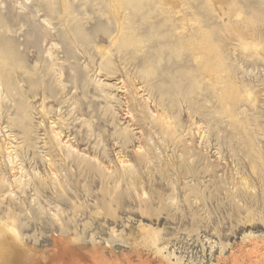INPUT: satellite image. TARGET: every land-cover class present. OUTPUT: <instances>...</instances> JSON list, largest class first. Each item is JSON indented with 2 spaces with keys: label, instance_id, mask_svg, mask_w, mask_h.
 I'll list each match as a JSON object with an SVG mask.
<instances>
[{
  "label": "rangeland",
  "instance_id": "1",
  "mask_svg": "<svg viewBox=\"0 0 264 264\" xmlns=\"http://www.w3.org/2000/svg\"><path fill=\"white\" fill-rule=\"evenodd\" d=\"M112 1L117 24L111 0H0V62L16 70L8 87L0 74V228L22 248L14 264H264V0H169L173 17L160 0ZM189 17L233 67V116L187 67L174 84L190 91L179 111L168 98L160 124L134 52L190 61L175 30Z\"/></svg>",
  "mask_w": 264,
  "mask_h": 264
},
{
  "label": "bare ground",
  "instance_id": "2",
  "mask_svg": "<svg viewBox=\"0 0 264 264\" xmlns=\"http://www.w3.org/2000/svg\"><path fill=\"white\" fill-rule=\"evenodd\" d=\"M159 2L161 4L162 9H165L169 13L170 16L173 17L180 13V11L178 10L177 11L172 10V6L169 0H160ZM120 5L121 4L118 1L114 2L111 0V3H109V7H111L110 12L115 22L116 20H118V13H119ZM234 15L236 16V18H240L241 10L238 9L237 11H235ZM187 21L191 22L188 32L186 30L187 28L184 26V22H180V24L178 23V27H175V30L177 31L179 36H182L184 43H188L189 45L192 44L193 53H191L192 58L190 61L182 62L181 59L176 58L175 60H172V62H170L168 58L167 61L164 60V62H162L163 59H160V58L163 57L162 54L164 52L156 51V50L150 51V46L147 44L139 45L135 49L134 54L136 55V57L139 58L141 61H143L145 65L147 66L150 65L151 69L148 72H144L145 81L148 85H150V87L153 85L152 86L153 93L155 92L159 96L158 106L160 108L158 109V107H155L154 110H149L151 113V116L153 117L152 121L157 120L160 124H167L169 122L167 121L166 112H164V109H168L166 101H168L169 97H172L173 99L176 100L177 109L179 111L180 104L178 102L179 101L178 97L184 95L185 93H187L186 91H190V90L180 85L174 84V83L178 81L179 79L181 80L180 77H182V74L180 73V71L185 70L187 67L188 68L193 67L194 69L193 72H197L198 74H200L201 80L202 78L203 79L206 78L207 83L213 84V87H211V94L217 97L216 101L219 102L222 108L221 110L222 114L228 118H232L233 112L231 111V107L229 106V101L231 100L232 97H234L235 87H236V82L232 74L233 67L229 65L226 58H223L218 55V52L216 50L217 47L211 45L212 43L209 40V38H211L210 33L205 32L204 30H201V26L199 25V22L195 21L194 18L189 17ZM240 31L241 30H239L238 28V32ZM7 33L9 32L6 30H2L1 36L5 37L7 36ZM44 36H52V34L48 35L45 32ZM247 47L250 48L252 46L251 44L248 43ZM52 54H49L50 60H53ZM149 54L154 55L155 57L153 59L155 60L151 61L150 56H148ZM7 63L11 64L10 62H8V60H5V59H2V61L0 62V74L7 77L5 84H4L5 87L6 86L8 87L10 84V81L8 80L9 75L16 71L12 68L7 67ZM0 79L2 80L3 78L0 77ZM158 80L160 81V83H158L156 86L154 83H157ZM29 81L31 82V80ZM1 85L2 83L0 81V87H2ZM245 94L247 97H250L251 95L250 92H247V91ZM148 98L149 97L144 98V99L142 98V99H143V104L145 105V107L150 109L148 107ZM125 103H127V101H125ZM170 105L172 104L170 103ZM126 107L127 109L125 110V114L127 116L125 117H128L129 119L126 121V125L123 128V132L131 133L134 129L132 127L134 126V123L132 120V116H130L129 114L131 110L128 107V105H126ZM18 126L20 127L21 132H23L24 134L23 141L26 142V139H28L29 137V136L26 137L27 133H29L28 126L26 127V124L24 123L23 124L21 123V125L19 124ZM53 136L54 138L57 137V133H53ZM25 144L26 145L24 147L25 148L24 151L27 152L29 144L27 143ZM62 144L67 150L66 154H70L73 152L74 153L79 152L78 149L74 147V145H72L71 143L66 144L65 142H63ZM140 147L141 146L137 144L136 150L140 149ZM15 240H17L16 234L8 235L7 232L3 231V229L0 228V264H14L15 262L19 260L20 254H21L20 250L22 248L20 249L17 243H15Z\"/></svg>",
  "mask_w": 264,
  "mask_h": 264
}]
</instances>
